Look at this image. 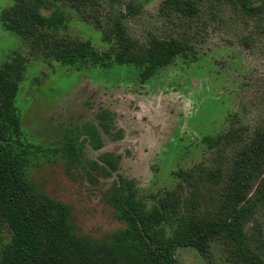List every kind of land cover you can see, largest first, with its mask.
Listing matches in <instances>:
<instances>
[{"label":"rangeland","instance_id":"rangeland-1","mask_svg":"<svg viewBox=\"0 0 264 264\" xmlns=\"http://www.w3.org/2000/svg\"><path fill=\"white\" fill-rule=\"evenodd\" d=\"M165 1L46 0L49 9L41 10L46 17L54 11L63 16L51 36L90 41L100 56L116 55L113 20L120 13L127 16V34L141 44L170 38L185 44L183 55L141 85L134 66L59 62L54 48L36 47L5 27L2 14L15 3L0 0V68L16 55L23 58L15 108L26 147L14 154L34 192L68 206L75 233L94 242L110 243L126 225L110 204L115 175L91 168L90 160L105 152L120 156L119 172L134 179L146 199L178 184L189 196L190 184L174 174L179 170L220 171L216 182L200 183L197 212L214 219L227 209L236 158L264 129V16H248L236 0H193L197 13L188 17L165 8ZM101 111L122 139L103 135V149L94 151L79 128L99 122ZM207 136L220 141L210 146ZM70 139L75 154L67 148ZM246 229L252 238L258 235L264 253V213ZM9 239L0 230V257ZM175 257L180 264H244L223 239H212L206 256L178 247Z\"/></svg>","mask_w":264,"mask_h":264},{"label":"trees","instance_id":"trees-1","mask_svg":"<svg viewBox=\"0 0 264 264\" xmlns=\"http://www.w3.org/2000/svg\"><path fill=\"white\" fill-rule=\"evenodd\" d=\"M12 1L15 6L2 14L8 30L31 39L36 47L54 48L55 58L65 64L91 61L99 68L110 64L134 66L141 85L183 55L187 48L176 38L154 39L148 45L133 40L122 25L127 16L120 13L113 20L120 42L116 55L100 56L93 51L90 41L51 36L49 31L56 32L64 19L58 11L48 17L42 14L43 8L49 9L46 0ZM236 1L248 16H264V0L259 4L255 0ZM164 6L188 17L197 13L193 0H166ZM127 7L133 9L131 5ZM22 64L23 58L16 55L0 68V230H7L10 235L0 264H180L175 257L178 247H194L206 256L212 239H223L244 264H264L263 242L258 235L252 238L246 229L257 214L264 213V129L236 158L227 209L214 219L197 212L200 183L216 182L220 171L179 170L174 174L190 184L189 196H184L178 184L173 189L152 193L146 199L136 181L119 172L120 156L107 152L97 160H90L91 168L103 167L115 175L110 204L126 225L113 234L110 243L94 242L75 233L68 206L34 192L27 180L24 162L14 154L15 149L26 147L21 141L15 108ZM97 118L101 130L111 136L110 124L105 120L112 117L102 111ZM80 130L94 149L102 147L100 131L93 122L84 123ZM120 138L119 134L114 136V139ZM204 141L216 146L220 138L207 136ZM67 148L77 153L74 139L69 140Z\"/></svg>","mask_w":264,"mask_h":264},{"label":"flooded vegetation","instance_id":"flooded-vegetation-1","mask_svg":"<svg viewBox=\"0 0 264 264\" xmlns=\"http://www.w3.org/2000/svg\"><path fill=\"white\" fill-rule=\"evenodd\" d=\"M102 112V111H101ZM100 113V112H99ZM99 113L96 115V119H97V121H99L98 120V118H97V116L99 115ZM86 122H93L95 125H96V127L98 128V130L100 131V135H101V139H102V147L100 148V149H94L92 146H91V143H90V140L87 138V136H85V135H83L85 138H86V140H87V142L89 143V145H90V147L94 150V151H101L102 149H103V147H104V139H103V135H106L102 130H101V127H100V125H99V123H100V121L99 122H96V121H94V120H88V121H85V122H83L82 124H81V126H80V128L82 127V125L84 124V123H86ZM105 123H109L110 124V127H112L111 126V122H106V120H105ZM79 128V129H80ZM81 131V130H80ZM112 133V135L110 136V135H106V136H109V137H111L113 140H115V141H117V140H120V139H122V138H120V139H114V136L116 135V134H119L120 135V137H122V134H120V133H115V134H113V132H111ZM105 153H107V152H105ZM111 153V152H110ZM104 154V153H103ZM102 154H100V156H101ZM99 156V157H100ZM98 157V158H99ZM97 158V159H98ZM97 159H95V160H97Z\"/></svg>","mask_w":264,"mask_h":264}]
</instances>
